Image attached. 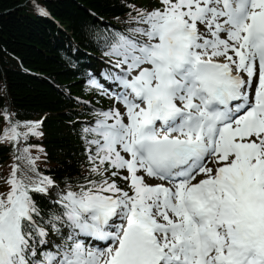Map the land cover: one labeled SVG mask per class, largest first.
Wrapping results in <instances>:
<instances>
[{"label": "snow or ice", "instance_id": "6c2138e0", "mask_svg": "<svg viewBox=\"0 0 264 264\" xmlns=\"http://www.w3.org/2000/svg\"><path fill=\"white\" fill-rule=\"evenodd\" d=\"M120 6L86 29L106 67L68 60L79 174L0 96V264H264V0Z\"/></svg>", "mask_w": 264, "mask_h": 264}, {"label": "trees", "instance_id": "16d2710c", "mask_svg": "<svg viewBox=\"0 0 264 264\" xmlns=\"http://www.w3.org/2000/svg\"><path fill=\"white\" fill-rule=\"evenodd\" d=\"M26 1L0 0V89H6L0 91V96L23 118L47 117L41 142L48 152L49 171L57 178L76 176L81 172L77 166V160L82 159L81 141L69 126L71 105L45 78L59 88L71 86L73 94L80 91L81 83L69 58L73 61V55L79 58L83 51L95 52L86 29L92 24H118L114 17L123 18L127 9L120 6V0H39L61 24L64 33L54 23L36 16L29 7L21 8ZM10 161L8 148L0 146V169ZM5 190L6 185L0 181V191Z\"/></svg>", "mask_w": 264, "mask_h": 264}]
</instances>
